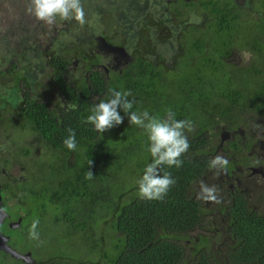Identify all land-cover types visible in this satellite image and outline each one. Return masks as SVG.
Returning <instances> with one entry per match:
<instances>
[{"label": "trees", "instance_id": "16d2710c", "mask_svg": "<svg viewBox=\"0 0 264 264\" xmlns=\"http://www.w3.org/2000/svg\"><path fill=\"white\" fill-rule=\"evenodd\" d=\"M186 3L195 18L169 7L178 23L166 36L168 56L160 48L165 23L152 18L139 32L132 24L122 43L127 60L108 67L95 38L85 43L89 19L44 22L47 31L24 43L36 64L24 55L12 60L17 46L0 52V137L13 140L0 152L8 214L1 232L12 248L31 251L39 264H264V208L238 178L264 169V0ZM110 88L131 92L132 111L190 122L181 166H162L174 183L160 200L137 194L151 161L145 131L127 118L103 135L83 122ZM69 129L75 151L63 144ZM217 156L226 168L209 167ZM208 174L230 185L219 200L214 192V204L202 192ZM36 219L39 238L32 239ZM24 263L0 249V264Z\"/></svg>", "mask_w": 264, "mask_h": 264}, {"label": "clouds", "instance_id": "9594fccd", "mask_svg": "<svg viewBox=\"0 0 264 264\" xmlns=\"http://www.w3.org/2000/svg\"><path fill=\"white\" fill-rule=\"evenodd\" d=\"M26 14L47 24H53L57 19L75 20L81 25L86 22L82 0H29ZM131 95L130 91L110 88L108 97L95 103L83 122L103 135L106 131L123 124L127 118L130 125L138 126L145 131L151 161L145 165L142 175L136 180L137 194L141 199L160 200L174 183L171 175L163 172L162 166H181L180 157L189 148L184 130H190L191 125L189 121L175 119L171 112L167 118L161 119L146 110L140 113L132 111L133 102L129 99ZM63 144L70 151L77 149L76 133L73 129L68 130V136ZM228 163L227 159L217 156L209 162V167L223 169ZM92 175L90 171L86 178L91 179ZM203 194L205 199H216L213 189L204 188ZM38 226L39 220H33L29 230L30 238H39Z\"/></svg>", "mask_w": 264, "mask_h": 264}, {"label": "rangeland", "instance_id": "374dc122", "mask_svg": "<svg viewBox=\"0 0 264 264\" xmlns=\"http://www.w3.org/2000/svg\"><path fill=\"white\" fill-rule=\"evenodd\" d=\"M116 0H94L98 7L99 13L91 18V21L86 22L85 29V43H89V40L94 37L97 44L95 49L103 54V62L106 67L111 65L114 60H117L118 63H123L127 60L129 48H123L119 44L117 45H108L105 46L100 40L98 34L100 33L102 27H106L109 21L100 20V17L107 11H113L114 15H117V20L120 25L123 21H127L124 24V28L128 29V26L133 24L137 27L136 31L139 32L142 25L149 21L150 18L153 19V23L156 22H164L165 26L160 33V39L164 42L160 44V48H162L163 53L167 56L169 55V48H167L166 36L170 34L169 29H173L174 26L178 23L174 20V17L169 10V5H167V0H147L141 2L143 0H123V6L121 4H117ZM29 0H0V52L5 53L6 50H12L11 46H23L25 41L29 38L34 37V34H39L42 26L40 22L36 20L33 16L26 14V8L28 6ZM86 4L84 3V6ZM92 19H94V23L92 24ZM131 30H133L131 28ZM81 31H83L81 29ZM127 40H126V38ZM132 37L130 36H116L115 42L118 41L130 42ZM113 43V42H112ZM115 44V43H114ZM10 45V46H9ZM11 57L15 58L11 54ZM248 59V56L245 57V60ZM264 120V118L262 119ZM230 135L227 133L223 134V141H228ZM12 137L10 139L8 137L2 136L0 137V152H7L6 148L12 144ZM261 146V145H260ZM258 148V147H256ZM22 171L21 167L13 168L12 174L18 175ZM223 173H226L225 170H222ZM241 180H244L243 188L247 191L250 198L255 200V203L259 208H264V169H257L256 171L246 170L243 171L242 175L239 176ZM204 181V188L213 189L214 192L219 195L218 200L222 197L223 192L227 191L230 188L225 180L220 178L218 174H208ZM203 188V189H204ZM202 189V192H203ZM262 191L263 189V192ZM216 200L212 203L214 204ZM206 229L203 231L205 233ZM217 229L214 231H208L209 235H212L214 238V246L217 247V243L220 242L219 233ZM222 240V239H221Z\"/></svg>", "mask_w": 264, "mask_h": 264}, {"label": "flooded vegetation", "instance_id": "af4514ba", "mask_svg": "<svg viewBox=\"0 0 264 264\" xmlns=\"http://www.w3.org/2000/svg\"><path fill=\"white\" fill-rule=\"evenodd\" d=\"M144 1H147V0H143L141 2H144ZM187 1H185V0H167L166 4L169 5V7L170 6L171 7L174 6L175 8L180 7V9L184 12V14L186 15L187 18L189 17V19L195 18L194 15H196V14H195V12L192 11L189 4L186 3ZM115 2L117 4H121L122 6L124 5L123 0H116ZM84 3L86 4L85 6H84ZM82 5L84 8V12H85V20L89 19L91 21V18L99 13L98 7H97L96 3H94V0H82ZM116 17H117V15L116 14L114 15L113 11H107L103 14L102 17H100V20L109 21V23L107 24L106 27H102L100 33L97 36V37H99V40L105 46L117 45V44L112 43V41H111V39L114 40V37H116V36H130L129 33L131 31V28H133L132 24H131V26L130 25L128 26V29H125L124 24L127 21L126 22L123 21L122 24L120 25V23ZM196 19L190 20L189 22H196ZM92 20L94 21V19H92ZM40 24L42 26L40 32L41 31H47V28L45 27V23L40 22ZM54 31L59 33V27L56 26L54 28ZM37 35L38 34H35V36H37ZM105 36L110 37V39H106ZM39 41H40V46L44 49L43 52H46L48 50V48H44V46H46L48 41L45 40V35L39 36ZM122 43L123 42L118 41V44L120 46H122L123 48L129 47V44L122 45ZM21 55H24L23 59H26L28 61H32V63H35V64L37 63V62H35V60L36 61L38 60V58L36 59L37 53L35 52L34 49L31 48V49H29V52H27L25 49V45H23V46L18 45L16 47V51H15V54L13 56L15 58H17V57H20ZM15 58L12 57V60ZM40 64L42 65L43 62L41 61ZM27 65H28L27 63H24V66H27ZM3 69H5V72H7V75H9L7 67L6 68L4 67ZM32 260H33V262L31 264H39L36 257L33 256V253H32ZM24 264H26V263H24Z\"/></svg>", "mask_w": 264, "mask_h": 264}, {"label": "water", "instance_id": "95a60500", "mask_svg": "<svg viewBox=\"0 0 264 264\" xmlns=\"http://www.w3.org/2000/svg\"><path fill=\"white\" fill-rule=\"evenodd\" d=\"M2 195H1V182H0V249L5 251L6 253H10L13 257L22 259L26 264H31L33 262L32 260V253L26 252L22 253L18 251L15 248H12L9 245L10 237L2 234L1 232V225L3 224L5 218L7 217V212L2 208ZM22 218H20L16 222L11 223V227H19L21 223Z\"/></svg>", "mask_w": 264, "mask_h": 264}]
</instances>
